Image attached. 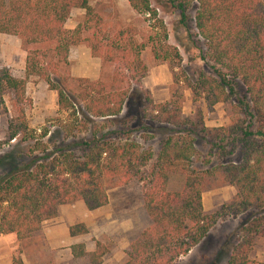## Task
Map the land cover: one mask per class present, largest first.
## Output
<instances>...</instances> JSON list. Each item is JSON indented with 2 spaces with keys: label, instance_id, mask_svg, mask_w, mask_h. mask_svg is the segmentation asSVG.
Wrapping results in <instances>:
<instances>
[{
  "label": "trees",
  "instance_id": "trees-1",
  "mask_svg": "<svg viewBox=\"0 0 264 264\" xmlns=\"http://www.w3.org/2000/svg\"><path fill=\"white\" fill-rule=\"evenodd\" d=\"M89 1L0 0V34L18 38L25 53L24 79H14L7 68L0 67V96H7L10 107L16 109L7 122L6 141L31 137L22 109L29 78L55 92L57 108L70 120H58L53 127L62 133V141H72L71 146L55 147L51 152L43 148L41 158L0 175V237L28 238L40 230L43 221L56 217L59 206L81 202L87 211L102 208L107 205V188L138 179L153 155L131 139L127 130L128 101L133 99L139 120L146 121L139 129L151 130L155 123L182 138L179 145L169 136L160 142L141 196L149 224L124 250L123 264H174L207 237L218 219L244 213L252 219L238 226L225 264H252L251 240L264 238V0L173 1L181 24L190 6H195L194 29L202 41L200 61L207 70L182 75L180 81L193 99L201 97L208 106L232 102L230 110L236 119L218 129L204 128L199 113L192 120L182 118L180 106L172 100L154 104L139 87L147 71L141 61L145 49L155 62L179 61L148 0H126L134 14L151 22L148 35L142 38L133 26L105 22ZM72 10L83 12L82 21L68 31L64 23ZM78 45L99 60L97 80L68 75L67 52ZM105 66L111 67L109 76L102 72ZM168 66L178 69V64ZM71 81L77 83V92L69 90ZM234 81L245 97L237 96ZM81 133H89V137L76 138ZM47 134L49 139L51 133L46 130L41 137ZM191 136L207 141L220 155L224 154L220 143L230 141L229 153H236L237 160L192 168L196 154ZM71 148L75 150H68ZM175 171L182 177V185L170 191L167 182ZM220 186L233 187L234 196L215 212H204L201 194ZM85 234L80 224L68 228L69 237ZM68 249L73 259L85 257L88 264H101L105 252L98 243L91 253L84 251L83 244ZM11 264L21 263L12 259Z\"/></svg>",
  "mask_w": 264,
  "mask_h": 264
},
{
  "label": "rangeland",
  "instance_id": "rangeland-1",
  "mask_svg": "<svg viewBox=\"0 0 264 264\" xmlns=\"http://www.w3.org/2000/svg\"><path fill=\"white\" fill-rule=\"evenodd\" d=\"M8 1V0H6ZM174 0H148L149 5L156 12L157 18L162 21L167 32L166 43L168 46L175 48L179 56V61L173 60L168 63L171 66L178 64V69L170 70L168 64L153 61L149 49L141 53V61L146 67L145 76L139 81V87L148 92V95L154 104L164 103L172 100L180 106L182 118L192 120L196 113H199L204 128L218 129L227 128L233 123L236 117L230 110L231 101L226 103H216L208 106L203 98L193 99L189 89L184 87L181 76H191L196 70L206 73V67L200 61L203 55V45L201 39L196 35L193 23L195 6L192 4L187 11V19L184 24L179 23L178 13L173 9ZM89 6L94 7L102 14L105 22L112 25L120 24V27L133 26L141 36H147L149 33L150 23L145 22L143 16H137L129 8L126 0H103L94 2L89 1ZM77 15L66 21L67 27H73L82 21V11H76ZM81 12V15H79ZM104 76H109L111 67L105 66L102 70ZM176 79V80H175ZM28 81V80H27ZM92 81V80H91ZM176 84H174V83ZM76 82L69 84L71 92L76 91ZM45 85L40 81L29 78L24 88V103L22 105L23 115L30 134L28 139L17 137L11 142L6 141V127L8 119L16 115V109L10 107L8 97L0 96V175L8 172L12 168H18L22 163H27L30 159H39L45 152H51L55 147L71 146L70 138L62 141V133L53 127L58 120L68 122L66 114L60 111L56 106V94L48 91ZM234 91L238 97H245L243 88L237 81L233 82ZM137 107L133 99L128 101V112H130V121L127 130L131 131V139L139 143L143 149L149 148L152 152V161L141 170L138 179L131 183L116 188H107L106 195L109 200L108 206L89 215L91 232L87 229V234L81 237V241L91 250L95 248V243L102 246L108 251L102 257V264H112L110 251L119 250L124 238L135 239V232L132 230L128 234L120 233V229L112 227L114 225H125L129 222L137 229L144 228L149 224L148 219L142 208V189L146 182L149 169L153 166L155 156L159 150L161 140L169 136L172 143H177L178 135L168 132L166 127L151 123V130L139 129L146 124V121H140V115L137 113ZM98 124V121L94 123ZM165 128L164 131L160 130ZM43 130L51 133L41 137ZM89 133H81L76 138L87 139ZM194 140L195 157L193 158L192 168H210L216 165L224 164L228 161H236L237 154H230L231 142L223 141L220 143L224 147V154L220 155L215 147L210 149L207 141H202L200 137L191 136ZM207 140H209L207 138ZM179 145V142L177 143ZM219 144V143H217ZM68 150H75L71 148ZM230 154V155H229ZM207 162V163H206ZM173 168H180L173 166ZM214 184V183H213ZM182 177L178 171L169 175L167 189L176 191L181 188ZM235 194L233 187L220 186L207 190L201 194L200 202L202 210L206 213L215 212L222 204L229 201ZM76 203V202H75ZM74 204V203H73ZM69 206L70 205H63ZM83 210H86L81 202H78ZM67 208V207H64ZM75 214V213H73ZM69 215V214H67ZM66 214H60V217H68ZM79 215V213H78ZM112 221L102 223L103 218ZM57 217V213H56ZM249 213L238 216L226 215L217 220L213 228L209 231L207 237L200 243L196 251L190 257L183 261L182 264H225L230 253L232 245L235 243L234 234L237 233L238 226L244 221L251 220ZM54 231L60 234L59 228H63L66 221H57ZM47 227V230H51ZM77 237V238H79ZM124 237V238H123ZM261 239V237H258ZM79 240V239H77ZM257 237L251 240L252 249L249 259L254 255L255 250H261L262 244L256 245ZM46 244L41 230L30 235L22 241H16L13 235L0 237V262L5 259H19L21 264H88L85 257L70 260L67 257L65 248L51 251ZM5 251V252H4ZM7 251V252H6ZM124 252V251H123ZM119 256V255H118ZM122 260L113 261L114 264H122Z\"/></svg>",
  "mask_w": 264,
  "mask_h": 264
},
{
  "label": "crops",
  "instance_id": "crops-1",
  "mask_svg": "<svg viewBox=\"0 0 264 264\" xmlns=\"http://www.w3.org/2000/svg\"><path fill=\"white\" fill-rule=\"evenodd\" d=\"M76 11H79V10H72L66 21H68L71 17H74L75 15H77L76 13L78 12ZM79 15H81V12H79ZM66 21L64 23V28L68 31H71L72 29H74V27L78 24V23L75 24V26L73 27H67ZM24 58H25V53L21 49L20 40L13 36L0 34V67L7 68L12 78L24 79ZM66 61L68 64V67H67L68 75L73 79H87L89 81L91 80L95 81L99 77L100 62L98 59L91 58L89 55L88 49L85 48L83 45L70 47L67 52ZM108 204H109V200L107 198L106 206H108ZM106 206L92 210V211L83 210L82 208H80L81 206H78V202L71 204L70 206L71 208H68L69 206H59L57 209V217L50 219V220L43 221L40 225V230L43 233L46 244L48 245L47 247L51 251L65 248L67 251V257L70 260H72V257L68 249L69 246L75 245V244H83V243L79 242V243L72 244L73 241L74 242L81 241L82 238L79 236H78L79 238L69 237L68 228L71 226L80 224L86 229V231L88 229V231L91 232L93 230V227L91 226L89 215L95 211L104 209ZM64 207H67V208H64ZM60 214H66V215L69 214V215H67L68 217L66 218L64 217L62 218L60 217ZM103 219L104 220L102 221V223L105 222V223H109L110 225H112L111 224L112 221L106 218V216ZM63 220L66 221L65 225H63V228H59L60 234H57V232L54 231V228L56 227V224H58L57 221H63ZM147 226L148 224L144 226V228L137 229L136 227L129 224V222H126L125 225H119V226L114 225L112 227H117V230L120 229V233H123V234H128L129 231L132 230L133 232H135V237H137ZM47 227H51L52 229L47 230ZM132 240L134 239L128 240L124 238L122 241V245L118 251L117 250L110 251L112 264H114L113 261L116 260V257L117 259L124 261L123 251L127 248L128 244ZM260 240H261L260 243L262 244V247H261V250H255L254 255L250 259L252 261V264H264V238L261 237V239H259L257 237L256 245L259 246ZM199 245L200 243L196 245L195 247H193L185 256L179 257L174 262V264H182L184 260L188 259L190 255H192L196 251ZM94 249L95 248L91 250V248H89L87 245H84V251L86 253H91L94 251ZM107 253L108 251H105L103 256ZM0 264H11L10 257L8 259H5V261L3 260L2 262H0ZM101 264H102V259H101Z\"/></svg>",
  "mask_w": 264,
  "mask_h": 264
}]
</instances>
